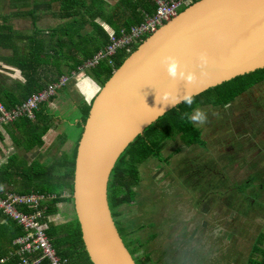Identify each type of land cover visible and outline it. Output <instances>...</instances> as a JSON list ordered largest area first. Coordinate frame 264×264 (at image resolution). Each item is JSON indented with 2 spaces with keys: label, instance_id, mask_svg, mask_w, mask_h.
Masks as SVG:
<instances>
[{
  "label": "water",
  "instance_id": "water-1",
  "mask_svg": "<svg viewBox=\"0 0 264 264\" xmlns=\"http://www.w3.org/2000/svg\"><path fill=\"white\" fill-rule=\"evenodd\" d=\"M264 69V0H201L148 37L94 99L78 145L73 201L93 264H138L109 206L128 146L184 102Z\"/></svg>",
  "mask_w": 264,
  "mask_h": 264
},
{
  "label": "crops",
  "instance_id": "crops-1",
  "mask_svg": "<svg viewBox=\"0 0 264 264\" xmlns=\"http://www.w3.org/2000/svg\"><path fill=\"white\" fill-rule=\"evenodd\" d=\"M103 1L105 2L103 5L104 8L108 9L107 13H110L111 9L121 0ZM43 2L45 0H0V104L5 106L6 109L21 105L26 99L36 95L35 90L33 92L26 88L29 77L26 75L28 67L25 70L24 67L26 65L22 63L23 58L26 57V61L29 62V57L33 53L38 56L37 64L35 63L36 71L31 76L35 77L37 82L36 86L39 85L47 89L54 82L59 81L62 76L77 71L81 66L73 69L74 62L72 60H64V58H86L88 56L92 58L105 48V43L100 35L101 33L98 35L95 34L93 37L89 36L94 33L91 25L81 31L75 29L71 33L74 34V38L71 40L67 36L64 37L63 34L65 31L67 33L68 26L66 27L64 19L59 17L60 14L62 15V7L59 3H55L52 8L43 7L36 14L39 20L37 28L35 29L33 26V18L30 17L28 12L33 9L35 3ZM152 3L154 4V2ZM9 10L13 12H9ZM143 15V22L147 16H152L147 13H143ZM98 22L108 33L109 37L111 33L116 34L114 29L106 22L104 23L100 19ZM129 29L122 28L119 34ZM79 36L88 37V40L81 42L80 40L82 38H79ZM104 64L109 66L108 63ZM92 71H87L79 78L72 80L65 89L60 91V93L64 92V95L61 94L59 99L57 96L54 101L45 105L42 111L39 112V115H37L38 117L36 116L34 120L27 119L26 122V118H24L14 124H3L0 121V189L18 195L44 194L41 193L43 189L37 187L39 179L42 178L44 184H46L50 178L52 182L54 177L56 178V175L62 173V159L68 156L67 154H71L69 153L71 145L67 141L69 138L68 135L62 134L61 136L60 120L64 121V119L60 117L59 120L57 117L59 109L57 101L60 100L63 103H68L75 107L76 117L73 119L76 121L75 127L83 132V108L91 106L100 90L99 86H102L99 77L92 75ZM36 86L32 88L36 89ZM195 114L196 112L194 116ZM48 126L49 130L46 131ZM43 134V145H38L36 142L39 136ZM181 140L180 138L177 139L174 145H179V148H181L183 143H180ZM173 149H176V152L178 147H173ZM185 149L191 150V148ZM185 149H183L182 153L184 151L186 152ZM165 158L168 157L165 156ZM151 162L152 164H150ZM153 163L159 169V175L164 177L170 176L166 171L160 174V170H162L164 164L169 165V163H163L156 159L141 165L140 170L142 171L143 184L139 189H136L138 195L135 196L138 197H135L136 200L131 205L119 209L118 221L121 223L120 227L122 230H125L126 236L124 238L129 243V250H138L135 253H138L140 256L139 258H135L134 256L135 259L140 260L149 256L151 257L152 264H163L159 260H181L185 253L181 243L187 242L189 239L188 237L182 239L181 233L180 242L174 246L172 243L176 242L174 238L177 235L175 222L177 219L175 220V218H177L176 211L178 212V210L173 215L163 216L161 213L160 216L158 209L153 207L156 203L154 196L156 185L162 190L158 201L171 199L175 203L173 205L174 207H180L182 205L181 201L176 203L177 198L173 200L175 198L174 195L169 193L166 197L164 196L163 192H165L166 187L162 188L158 186L157 182H160V179H158L160 177L159 175L155 177L150 174L147 175L146 171L148 168L146 166H153ZM43 167L53 168L54 171L42 172ZM217 173L219 174V172ZM204 180H206V177L203 179V183ZM217 202L213 204L214 207L209 208H207L206 202L202 203L201 214L204 215L203 217L208 215L206 213L207 210H214L215 206L218 205ZM61 204L70 205L66 208V211L68 210L70 212L71 210L70 213H75L77 218L75 205L69 202ZM58 209L59 213L60 208ZM196 211L197 209L195 210V215L197 214ZM57 214L53 216L56 217ZM122 215H126V217L122 218ZM53 216L50 217V221L58 225ZM73 220L71 222H74ZM132 222L136 224L134 225L135 228L130 224ZM153 222H156V224L151 227ZM14 224L15 228L22 230L16 222L0 211V227L2 225L9 227ZM189 225L193 226L194 220ZM191 231V227L186 229L189 235ZM15 240L12 242V250L10 246L11 251H8L10 253L7 252L9 254L7 257L17 258L15 256L17 252V247L14 245ZM157 248L159 251H157ZM16 260H19V258Z\"/></svg>",
  "mask_w": 264,
  "mask_h": 264
},
{
  "label": "rangeland",
  "instance_id": "rangeland-1",
  "mask_svg": "<svg viewBox=\"0 0 264 264\" xmlns=\"http://www.w3.org/2000/svg\"><path fill=\"white\" fill-rule=\"evenodd\" d=\"M96 72L94 70L91 73L96 76ZM103 87L99 86L97 95ZM61 94L64 95V92H59L58 99ZM57 102V117L59 120L60 117L64 119L60 120L61 136L68 135L67 141L71 145V154L62 159L64 165L61 169L64 171L70 166L69 157L83 132L75 127V107L60 100ZM195 112L193 122L203 132L201 137L206 141V146H195L191 150L184 148L186 152L178 154L181 148L174 145L176 141L166 144L162 156H171L172 159L169 165L164 164L160 174L166 171L170 176L159 175L155 163L154 167L146 166L147 175L160 176L157 184L166 187L164 196L170 193L175 196H172L173 200L177 198L176 203L181 201L185 206L174 207L175 203L171 199L158 201L162 190L155 184L156 203L153 207L158 209L159 215L170 216L178 210L175 218L178 221H175L176 242L172 244L176 246L180 242L181 233L182 239H189L181 243L185 251L181 260L159 261L163 264H247L256 239L264 233V82L225 110L208 106L200 107ZM173 147H178V150L175 152ZM59 177L56 175L52 182L50 178L46 184L41 178L37 187L55 189L54 185L60 184ZM63 196L70 197V193L66 191ZM204 202L207 208L218 203L213 211L207 210L209 216L205 217L201 214ZM69 203L74 205L73 200ZM69 206L58 205L60 212L56 217L53 216L58 225L73 219L76 223L75 213L66 211ZM194 208L197 209L196 215ZM116 220L119 222L118 218ZM192 220L193 226L189 225ZM130 224L135 228L134 222ZM154 224L156 222L151 227ZM190 227L192 231L189 235L186 229ZM134 256L139 258L140 255L136 253Z\"/></svg>",
  "mask_w": 264,
  "mask_h": 264
},
{
  "label": "trees",
  "instance_id": "trees-1",
  "mask_svg": "<svg viewBox=\"0 0 264 264\" xmlns=\"http://www.w3.org/2000/svg\"><path fill=\"white\" fill-rule=\"evenodd\" d=\"M152 2V0H121L111 9L110 13H107L108 9L104 8L103 5L105 2L103 0H45L43 3H35L33 9L29 11L28 14L33 18V26L36 29L39 20V17L36 16V14H38L43 7L52 8L55 3H59L62 7V15L60 14L59 17H62L66 23V27L68 26L67 33H65V31L63 34L64 37L67 36V38L71 40L74 38V34L71 33H73L75 29L81 31L91 25L94 33L89 36L93 37L95 34L98 35L101 33V38L106 47L110 42V37L98 22L99 19L104 21V23L106 22L112 29H114L116 34H119L122 28L129 29L131 26L140 25L144 20L143 13L152 15L156 10V7ZM79 38H82V40H80L81 42L83 40H88V37L79 36ZM139 46H136L135 49ZM89 58L90 56L86 58H64V60H72L74 62L73 69H76ZM126 59L127 56L120 55L118 58L116 56L113 58V66L108 64L109 67L103 63L95 69L97 71L96 75L99 77L100 81H102V85H106L113 76L115 69L117 70L121 67ZM37 60L38 56L33 53L29 57V62L26 61V57L23 58L22 61L23 65H26L24 69L26 70L28 67L26 75L29 78L26 88L33 92L35 90L36 94L46 90L44 87L39 85L36 86V79L31 76L36 71L35 66ZM262 82H264V69L226 82L224 85L212 88L203 94L184 102L178 108L172 110L166 116L161 118L153 126L149 127L143 135L136 138L122 153V156L116 163L110 176L108 197L109 206L116 222L117 230L118 232L120 230L119 234L121 235L125 246H128L126 245L128 242L124 240L126 233L125 230H122L120 227L121 223L117 222L116 219L119 216V209L131 205L134 200H136L135 197H138L135 196L138 195L136 189H139L143 184L140 166L156 159L168 164L172 157L164 158L162 156L166 149L165 146L169 142L176 141L179 138L182 139L181 142L183 143L178 154L182 153L184 148H192L195 146L205 147L206 142L201 138L202 132L193 122L195 111L200 107L208 106L225 110L237 102V100L244 94L248 93ZM34 86H36V89L32 88ZM27 100L28 99H26V101ZM92 104L91 106L83 108L82 129L87 121ZM15 107L7 110H12ZM37 115H39V113ZM48 130L49 126L46 131ZM43 136L44 134L39 136L38 141L36 142L38 145H43ZM79 141L76 144L73 154L69 157V159L71 158L70 166L58 175L60 176V184L56 183V185H54L55 189L42 188L43 191H41V193L55 195L57 197L44 207L47 208L45 211L47 216L45 222L49 223L48 235L58 254L63 259H67V264H93L85 250L81 226L78 219L76 223L68 222L61 225H57L50 221V217L58 213V205L73 200L75 166ZM63 165L64 164H62L61 167H63ZM51 171H54V169L43 167L42 172L47 173ZM66 191L70 193V197L63 196ZM22 234V230L15 228V224L9 227L7 225H2L0 227V264L1 260L5 257L8 258V261L5 264H18V260H16L17 258L7 256L9 255L8 253H10L8 252L10 246L11 250L13 248V240ZM130 251L134 256V254H136L135 252L138 250L134 249ZM135 260L138 264H152L151 257L149 256L140 260ZM247 264H264V233H261L256 239V243L252 248L251 257Z\"/></svg>",
  "mask_w": 264,
  "mask_h": 264
},
{
  "label": "built area",
  "instance_id": "built-area-1",
  "mask_svg": "<svg viewBox=\"0 0 264 264\" xmlns=\"http://www.w3.org/2000/svg\"><path fill=\"white\" fill-rule=\"evenodd\" d=\"M152 1L156 6L152 16H147L142 24L132 26L119 35L111 33L109 44L95 56L86 60L77 71L62 76L45 91L30 97L25 103L12 110H7L0 104L1 123L14 124L24 118L34 120L43 107L54 101L59 92L65 89L72 80L79 78L87 71L97 69L103 63L113 66V58L118 55L128 57L136 46L142 44L159 28L201 0ZM55 199V195H18L0 189V211L16 222L24 232L14 242L17 247L15 256L19 258L18 264H67L68 261L63 259L53 247L48 235L49 223L45 222L47 208L44 206ZM7 261L8 258H5L1 264Z\"/></svg>",
  "mask_w": 264,
  "mask_h": 264
},
{
  "label": "flooded vegetation",
  "instance_id": "flooded-vegetation-1",
  "mask_svg": "<svg viewBox=\"0 0 264 264\" xmlns=\"http://www.w3.org/2000/svg\"><path fill=\"white\" fill-rule=\"evenodd\" d=\"M203 134V132L201 133V135ZM203 139V137H201ZM204 140V139H203ZM206 142V141H205ZM182 143V142H181Z\"/></svg>",
  "mask_w": 264,
  "mask_h": 264
}]
</instances>
